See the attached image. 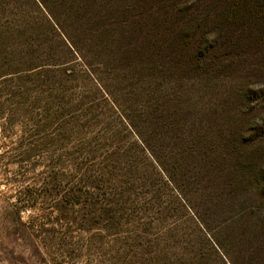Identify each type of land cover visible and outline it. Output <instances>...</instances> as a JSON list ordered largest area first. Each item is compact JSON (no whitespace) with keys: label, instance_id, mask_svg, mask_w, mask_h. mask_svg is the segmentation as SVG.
<instances>
[{"label":"trees","instance_id":"trees-1","mask_svg":"<svg viewBox=\"0 0 264 264\" xmlns=\"http://www.w3.org/2000/svg\"><path fill=\"white\" fill-rule=\"evenodd\" d=\"M6 11L2 81L94 80L77 106L104 101L162 183L213 178L220 198L205 209L218 219L208 226L191 206L201 244L190 264H264V0H0ZM2 118L4 132L13 117ZM119 157L130 159L111 147L87 171L102 194L137 172ZM116 196L105 203L122 205Z\"/></svg>","mask_w":264,"mask_h":264},{"label":"rangeland","instance_id":"rangeland-1","mask_svg":"<svg viewBox=\"0 0 264 264\" xmlns=\"http://www.w3.org/2000/svg\"><path fill=\"white\" fill-rule=\"evenodd\" d=\"M12 17L0 12V22ZM5 64L0 55V71ZM1 78L0 112L13 123L1 132L0 120V264H190L186 252L201 244L191 206L200 205L208 226L218 219L205 209L220 198L213 178L203 189L200 176L195 185L162 183L104 101L89 111L77 106L83 92L94 93V80ZM28 142L35 149L19 162ZM111 147L130 158L119 157L117 168L135 164L137 172L102 194L87 171ZM121 193L122 205H107Z\"/></svg>","mask_w":264,"mask_h":264}]
</instances>
